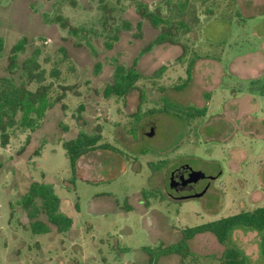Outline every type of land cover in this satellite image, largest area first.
<instances>
[{
    "label": "rangeland",
    "instance_id": "obj_1",
    "mask_svg": "<svg viewBox=\"0 0 264 264\" xmlns=\"http://www.w3.org/2000/svg\"><path fill=\"white\" fill-rule=\"evenodd\" d=\"M107 1L118 19L132 24L111 50L101 36H69L53 22L63 16L74 26L101 32L100 0H0V37L5 41L0 77L9 76L10 48L26 37L29 43L20 61L40 48L44 82L52 84L53 98H62L33 130L9 129L6 145L0 133V264H150L144 249L176 243L183 228L264 205V0H246L239 18L226 13L224 19L201 18L196 33L183 40L189 51L181 62L177 59L183 50L177 45L163 44L141 54L157 30L142 21L136 4L162 0ZM136 58L147 76L137 84L143 95L134 91L126 100L104 98L114 62L129 67ZM191 59L196 60L192 79L177 90ZM96 63L102 65L98 75ZM163 66L159 79L148 78ZM54 70L58 75L52 76ZM15 79L19 81V72ZM164 100L186 108L207 107V112L191 120L144 115L162 107ZM138 106L142 121L134 137L129 131ZM97 127L101 142L121 153H87L72 179L62 143ZM157 164L161 167L153 172ZM181 165L204 176L197 191L183 199L167 185L169 172ZM32 182L54 186L61 210L74 222L69 232L31 231L18 200ZM151 190L157 197L144 201L143 192ZM39 219L47 222L43 215ZM214 238L196 235L189 241L195 254L211 258L200 264H218L213 257H220L224 247ZM233 240L250 264H264L257 233L236 231ZM157 264L188 263L169 255Z\"/></svg>",
    "mask_w": 264,
    "mask_h": 264
},
{
    "label": "trees",
    "instance_id": "obj_2",
    "mask_svg": "<svg viewBox=\"0 0 264 264\" xmlns=\"http://www.w3.org/2000/svg\"><path fill=\"white\" fill-rule=\"evenodd\" d=\"M100 7L102 13L98 25L101 32L93 28L87 30L85 27L74 26L63 16H56L53 22L59 24L63 30H67L69 36L80 37L89 34L101 36L105 38V48L111 50L120 41L121 34L131 30L132 24L127 20L118 19L115 16V8L107 0H100ZM136 7L142 21L148 22L157 30V36L141 54L159 45H177L183 50L177 59L179 62L184 60L189 51L188 45L183 40L196 33L201 18L222 16L224 19L222 14L225 13L238 18L241 17L238 0H162L155 4L139 2ZM137 27L142 30V22ZM28 43V39L22 37L12 45L8 56L9 76L0 77L2 145L8 144L9 129L18 126L22 129L33 130L45 118L48 110L62 99L61 96L53 98L52 84L44 82L45 70L39 61L42 55L40 48H35L29 57L20 61L21 55L27 50ZM89 46L93 49L91 45ZM4 51L5 41L3 37H0V59ZM61 51L64 59L69 60L67 51L64 48H61ZM195 62V59L188 62L186 78L181 85L176 87L177 90L184 89L190 83ZM138 63L139 58H136L133 65L129 67L115 61L112 81L104 86L103 97L126 100L134 91H139L143 95L137 84L146 79L147 76L139 71ZM94 69V74L98 75L102 70V65L96 63ZM165 70L166 66H163L148 78L159 79ZM18 72L19 81L15 79ZM54 74L58 75V70H54L52 76H55ZM31 85H36L35 89H31ZM141 103L144 101L141 100ZM139 110L140 106L133 114V127L129 131L130 135L134 137L137 135V129L142 121ZM206 112L207 107L186 108L164 100L162 107L149 110L144 115L167 114L178 119L191 120L204 117ZM101 141V131L97 127L93 133L82 130L78 132L75 138L62 143L69 161L72 179H75L78 174L79 160L87 153L94 150L121 153L117 147ZM160 167V164L152 165L153 172L158 171ZM142 197L144 201H148L150 198L157 197V193L155 190L143 192ZM18 204L30 218V228L34 234H48L52 228H55L58 233L64 234L72 229L73 219L61 210V199L56 194L54 186L49 183L32 182L28 191L18 200ZM41 215L45 216L47 222L39 219ZM238 229L256 231L260 235L259 249L264 257V205L195 227L183 228L181 230L182 238L176 243L160 246L156 249L145 248L144 251L151 258L150 264H157L158 259L169 255H178L182 263L200 264L211 258L195 254L189 247V241L198 234L211 233L224 247L220 257H213L218 264H250L248 256L233 240V234Z\"/></svg>",
    "mask_w": 264,
    "mask_h": 264
},
{
    "label": "flooded vegetation",
    "instance_id": "obj_3",
    "mask_svg": "<svg viewBox=\"0 0 264 264\" xmlns=\"http://www.w3.org/2000/svg\"><path fill=\"white\" fill-rule=\"evenodd\" d=\"M191 172H196L191 170L186 165L178 166L172 169L167 178V185L170 187V192L174 193L178 198L183 199V196H191L197 191L199 184L202 180L197 182H188V175ZM171 182H173V187H171Z\"/></svg>",
    "mask_w": 264,
    "mask_h": 264
},
{
    "label": "crops",
    "instance_id": "obj_4",
    "mask_svg": "<svg viewBox=\"0 0 264 264\" xmlns=\"http://www.w3.org/2000/svg\"><path fill=\"white\" fill-rule=\"evenodd\" d=\"M246 0H238V7H239V10H240V12H241V16L243 15V13L242 12H244V10H245V7H244V3L246 4V2H245ZM248 2H249V0H248ZM236 231H242V232H255V233H257L256 231H247V230H241V229H239V230H236ZM235 231V232H236ZM234 232V233H235ZM258 234V233H257ZM202 236V235H209V236H211L212 234L211 233H202V234H198L197 236ZM234 235V234H233ZM259 235V234H258ZM215 237V236H214ZM259 237H260V235H259ZM214 239H216V237L214 238ZM217 240V239H216ZM218 242V241H217ZM259 243H260V240H259ZM220 245V244H219ZM222 246V245H221ZM224 250V249H223ZM243 250V249H242ZM244 251V250H243ZM223 252V251H222ZM245 252V251H244ZM246 254V253H245ZM259 254H260V249H259ZM247 255V254H246ZM248 256V255H247ZM248 258H249V256H248Z\"/></svg>",
    "mask_w": 264,
    "mask_h": 264
},
{
    "label": "water",
    "instance_id": "obj_5",
    "mask_svg": "<svg viewBox=\"0 0 264 264\" xmlns=\"http://www.w3.org/2000/svg\"><path fill=\"white\" fill-rule=\"evenodd\" d=\"M154 134V132H153V130L151 131V133H150V135H153ZM204 178V176L201 174V173H199V172H191V173H189V175H188V182H197L198 180H202ZM171 187H173V182H171V185H170Z\"/></svg>",
    "mask_w": 264,
    "mask_h": 264
}]
</instances>
